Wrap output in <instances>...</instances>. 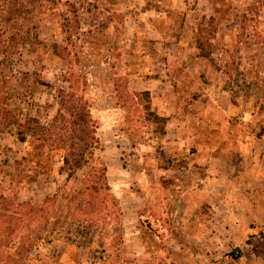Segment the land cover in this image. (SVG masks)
Instances as JSON below:
<instances>
[{
	"label": "rangeland",
	"instance_id": "rangeland-1",
	"mask_svg": "<svg viewBox=\"0 0 264 264\" xmlns=\"http://www.w3.org/2000/svg\"><path fill=\"white\" fill-rule=\"evenodd\" d=\"M61 92L97 141L72 176ZM0 264H264V0H0Z\"/></svg>",
	"mask_w": 264,
	"mask_h": 264
},
{
	"label": "trees",
	"instance_id": "trees-1",
	"mask_svg": "<svg viewBox=\"0 0 264 264\" xmlns=\"http://www.w3.org/2000/svg\"><path fill=\"white\" fill-rule=\"evenodd\" d=\"M198 49L201 57L207 60H211L209 52L203 47L202 42L198 41ZM149 96L148 92L146 93ZM60 108L57 116L52 121L50 126H60L64 131L60 135L59 142H61V150L63 154L61 156V168L62 173L67 176H72L77 170L82 169L87 163V155L93 154L97 141L89 118V113L85 106L82 105H70L69 102L73 101V96L70 93H60ZM147 115L152 118L153 121L158 123H166L165 117H160L150 110V106L145 108ZM49 126V127H50ZM25 128L27 133L33 132V135H37L41 141H49L53 137L49 128L41 126L36 120L28 119L25 121ZM161 134H164V129L161 128ZM26 135V132H25ZM20 140H26L24 134L19 133ZM56 137V135H55ZM67 147V148H65ZM43 211V208H29L27 210L28 215L37 214Z\"/></svg>",
	"mask_w": 264,
	"mask_h": 264
},
{
	"label": "crops",
	"instance_id": "crops-1",
	"mask_svg": "<svg viewBox=\"0 0 264 264\" xmlns=\"http://www.w3.org/2000/svg\"><path fill=\"white\" fill-rule=\"evenodd\" d=\"M191 66H189V69H190ZM184 73H186L187 70H183ZM183 73V75H184ZM178 74V72H177ZM179 76H178V82H179ZM201 85H204L203 83ZM181 89V88H180ZM212 100V98L210 99V101ZM207 101L205 103V105H203L200 110L201 111V117L203 118V122H204V127H202L201 129L197 130L198 131V136L196 137L197 140L199 141V146L197 147L198 148V151H197V155H200V156H203V158L205 160H209V162L211 161H221V162H224V159H223V153H212L211 151V147H214L213 146V143L216 144V138L218 137V134L215 132L212 134V128H211V123H210V118H211V114H218L222 108L223 110H227L228 112L231 110L228 102H224V100L222 101V103H219L218 101L216 102H213V101ZM167 105V104H166ZM180 116L182 117L183 114L181 113ZM180 116L177 115L175 112H173V115L170 116V114H164V117L166 118V124H180ZM187 130V129H186ZM167 131V128L166 130ZM179 133L181 134V132H177L176 133V136L179 135ZM219 135H223L222 133H219ZM220 139V138H219ZM226 140V138L224 139ZM222 140V142L224 141ZM221 141V140H219ZM221 142V143H222ZM245 147V146H243ZM227 159V158H226ZM206 165V163H205ZM228 171L230 169V167H227L225 166ZM222 168V167H221ZM225 171H227L225 168H223L222 170L220 171H215V173H213L212 175L216 176L217 178V181H219V184H212V187H213V190L216 192L217 190L222 191V193L224 191H226V193L228 192V190L230 188H233V184L231 183H228L229 182V179L226 180V177H225ZM216 178H214V180H216ZM209 185V184H208ZM214 192V193H215ZM216 194V193H215Z\"/></svg>",
	"mask_w": 264,
	"mask_h": 264
}]
</instances>
